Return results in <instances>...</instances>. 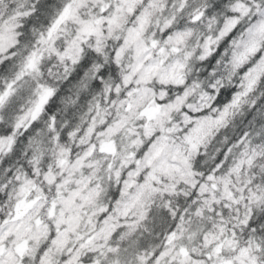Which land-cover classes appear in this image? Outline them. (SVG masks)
<instances>
[{"label": "snow or ice", "instance_id": "1", "mask_svg": "<svg viewBox=\"0 0 264 264\" xmlns=\"http://www.w3.org/2000/svg\"><path fill=\"white\" fill-rule=\"evenodd\" d=\"M0 264H264V0H0Z\"/></svg>", "mask_w": 264, "mask_h": 264}]
</instances>
